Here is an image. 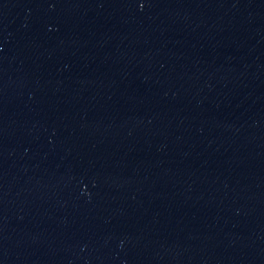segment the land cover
Masks as SVG:
<instances>
[{"label": "water", "instance_id": "obj_1", "mask_svg": "<svg viewBox=\"0 0 264 264\" xmlns=\"http://www.w3.org/2000/svg\"><path fill=\"white\" fill-rule=\"evenodd\" d=\"M0 264H264V0H0Z\"/></svg>", "mask_w": 264, "mask_h": 264}]
</instances>
